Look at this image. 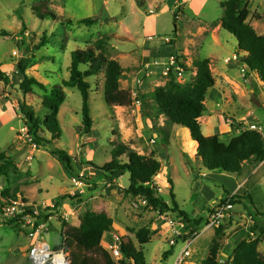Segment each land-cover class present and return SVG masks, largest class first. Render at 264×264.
Returning a JSON list of instances; mask_svg holds the SVG:
<instances>
[{
    "label": "rangeland",
    "instance_id": "obj_1",
    "mask_svg": "<svg viewBox=\"0 0 264 264\" xmlns=\"http://www.w3.org/2000/svg\"><path fill=\"white\" fill-rule=\"evenodd\" d=\"M137 1L0 0V70L9 80V84L0 80V153H4L9 160L3 165L8 182L5 183V179L0 178V188L6 187L11 193L15 190L17 196L34 203L36 208L40 204H55L56 200L64 198L55 214L56 219L68 227L78 226L81 215L86 211L103 213L114 221V233L108 237L119 235L135 251L140 247L134 234L141 228L149 227L152 231L150 242L141 248L146 264H173L183 243L174 237L157 211L146 208L141 199L127 194L128 174L113 175L106 172V177H98V169L111 161L112 143L119 139L137 154L153 155L159 160L161 171L158 178L153 179L159 185V196L171 204L170 180L175 202L190 217V213L195 210L196 217H202L203 220L219 197L223 196L222 189L229 188L231 191L232 184L228 179L216 180L203 176L207 170L201 162L197 163L194 157L197 147L195 143L189 145L191 139L187 137L189 135L186 129L168 126L163 116L156 120L142 116L141 101L138 105L133 98V91H139L141 96L163 86L169 78L162 74L166 60L149 56L144 52L145 46L159 44L164 37L172 39L180 49L188 51L185 63L183 61L184 67L192 66V61L211 58L214 89L220 101L216 103V98L207 93L200 123L204 136L219 134L223 142L235 135L228 121L243 125L253 120L264 126V83L255 77L256 89L253 94L248 92L244 87L245 82L239 78L240 66H237V61H231L236 62L234 64L238 70L233 72L236 77L230 78L226 84L235 89L224 96L220 73L224 69L228 70L225 59L231 60L237 52L236 40L228 32L221 30L216 35L219 42L217 44L212 37H200L197 30L200 26L205 27L204 16L210 23L222 16L220 3L226 0H206L203 8H200L202 0H142L141 6ZM179 2H185L184 6L179 5ZM248 8L251 14L256 11L262 19L255 21L250 15L247 22L251 26L256 24L259 34H264V0H250ZM198 10L202 16L194 15ZM49 12L57 18L50 17ZM39 14L44 17H39ZM92 17H99V20L91 26L76 24L81 19ZM147 17L150 18L147 20ZM67 20H71L72 25L67 24ZM105 35L110 37L105 47V56L116 60L123 69L119 81V87L125 93L123 105L108 108L104 103L102 73L86 79L90 85L88 104L93 126L89 134H84L80 93L76 88H64L66 98L58 114L61 137L51 140L45 134L43 136L50 144L44 147L35 144L27 134L18 100L23 99L42 117L46 113L42 108L43 97L53 86L60 85L69 77L71 53L84 49L86 44ZM149 37L152 39L149 40ZM42 40L45 44L41 46ZM149 57L152 58L151 63L144 71L145 65L150 62ZM21 61L29 62L26 73L43 88L33 85L32 91L23 95L12 84L13 73ZM185 72L183 78L175 77L176 82L181 85L190 84L196 74L191 68ZM136 79L140 80V84L135 83ZM233 82L239 84L240 88L234 86ZM239 121L242 123H238ZM163 129L170 131L167 140L163 137ZM54 148L60 149L69 158V173L52 156ZM121 160L126 161L124 157ZM74 177L79 178L80 186L73 185ZM212 193L213 202H207ZM243 199L242 204L234 205L233 211L242 212L244 216H231L236 218V224L222 239L218 255L222 264H229L232 251L229 246L230 236L245 226L248 231L254 226L250 214H255L254 208H262L264 192L256 191L251 197ZM241 205L251 213H246ZM50 215L51 212L44 214L45 217ZM167 216L173 217L170 214ZM232 222L230 219L225 220L222 227L227 228L229 224L232 226ZM50 224L53 226V245L59 239L58 225L56 221ZM257 224H264V218L257 217ZM203 225L205 223L198 229L199 234L202 233ZM212 235L210 230L195 238L191 257L186 264H200L207 257ZM172 239L176 242L174 246L169 245ZM101 246L105 248L102 243ZM259 247L261 253H264V243ZM27 251L25 229L8 225L0 218V264H31ZM89 254L99 260L96 255Z\"/></svg>",
    "mask_w": 264,
    "mask_h": 264
},
{
    "label": "trees",
    "instance_id": "obj_2",
    "mask_svg": "<svg viewBox=\"0 0 264 264\" xmlns=\"http://www.w3.org/2000/svg\"><path fill=\"white\" fill-rule=\"evenodd\" d=\"M221 7L223 10L221 29L236 40L237 63L240 68L242 65H246L244 79L249 85L256 88L253 76L264 83V35L257 34L247 23L250 12L248 4L244 0H226L221 3ZM49 16L53 19L57 18L51 12H49ZM173 16L175 19V14ZM39 17L44 16L39 14ZM255 17L257 20L259 19V16ZM98 20L99 17L85 18L77 21L76 24L91 26ZM66 22L69 25L73 23L71 20ZM109 41V35H105L93 43L86 44L84 49L71 53L69 77L67 80H63L60 85L53 86L43 97L42 108L46 113L42 117L38 116L23 99L18 100L19 112L24 118L27 134L35 144L43 147L49 145V140L43 136L45 134H48L51 140L61 137L58 114L66 98L64 88H76L80 93V114L84 134H89L93 126L88 104L90 85L86 79L102 73L104 103L108 108L123 105L125 93L119 87L123 69L116 60L108 59L105 56V47ZM44 44L45 41L42 40L41 46ZM167 46H172L174 49L173 41ZM171 56L179 59L175 49L168 54V57ZM28 67L29 62L21 61L13 73L14 82L12 84L17 86L23 95L30 93L33 85L43 88L41 84L28 76L26 73ZM190 68L196 72L190 84H179L174 75L170 73L163 86L156 87L141 96L138 95V101H141L142 104V116L152 120L163 116L168 126L175 125L189 131L191 140L196 144L197 155L203 167L209 172L239 175L246 162L254 164L264 162V135L257 131L242 130L241 124H234L231 129L235 130L236 134L227 142H223L219 134L208 137L202 134L199 119L205 108L204 102L207 93L214 88L215 81L208 59L197 60L192 62V66L184 67L187 72ZM0 80L9 84L8 77L2 70H0ZM161 131L164 133V139L167 140L170 134L169 129ZM111 146V161L103 168L98 169V177H106V172L113 175L128 174L127 194L144 200L145 207L157 211L160 216L170 214L173 219H180L184 224L182 239L190 238L202 223H206L202 219L190 218L188 214L178 208L170 180L168 183H170L171 204L159 196L158 187L154 184L153 179L160 173L161 163L153 155H139L119 139H116ZM51 154L69 173V158L57 148H54ZM123 157L126 161L121 160ZM8 162L6 155L0 153V178H4L5 183L8 182V175L3 170V165ZM222 190L223 196L218 203H224L229 197H231L232 205L240 203V196H231L227 190ZM15 195V190L14 193H11L6 187L0 192V196L4 198H14ZM64 200V198L56 200L55 209H58ZM255 213L252 215L255 220L254 226L244 235L236 236L235 239L238 242L232 248L229 264H264V255L258 251L259 244L264 243V224H257V217H264V209H255ZM17 219L20 221V217ZM113 224V219L103 213L86 211L81 215L78 226L67 227L63 238L66 239L67 248L70 250L71 264H116L110 254L101 246L102 241L110 242L112 240L111 236H108L114 233ZM8 225L12 224L8 223ZM65 226L66 224H63V227ZM224 230L222 225L215 229L207 257L200 264H222L218 260V255L222 239L225 236ZM151 232L149 227H144L134 234L140 247L139 250L135 251L130 244H121L120 252L123 261L120 264H125L128 261L133 264H146L141 248L150 242ZM89 253L96 255L99 260Z\"/></svg>",
    "mask_w": 264,
    "mask_h": 264
},
{
    "label": "built area",
    "instance_id": "obj_3",
    "mask_svg": "<svg viewBox=\"0 0 264 264\" xmlns=\"http://www.w3.org/2000/svg\"><path fill=\"white\" fill-rule=\"evenodd\" d=\"M149 40L152 37L148 38ZM173 41L169 38H162L160 42L164 45H169ZM230 61H237V56L234 54L231 60H225L226 63ZM246 65H242L240 68L241 78L244 82ZM172 73L174 77L183 78L186 74L184 70L183 62L177 59L175 56H171L166 60L164 70L162 74L167 77ZM135 83L140 84V80L136 79ZM135 84V85H136ZM139 91H133V98L136 100L137 104L140 102L137 100ZM231 123V124H230ZM231 126L234 124L232 121H228ZM242 130L257 131L264 135V128L257 126L256 124L246 122L242 125ZM154 143V140H152ZM35 148V144L33 145ZM72 183L75 186H80L79 178H73ZM2 188H0V192ZM231 197H229L224 203H217L213 208L212 212L209 214L205 225L202 227L201 231L207 229H217L225 220H229L233 215V205L230 203ZM145 205V201L142 200ZM36 208L34 203L25 200L22 196L15 195L14 198H4L0 196V218L7 223H11L13 226H21L25 229V236L28 240V251L27 258L31 264H71L69 250L66 245V239L63 238V234L67 229V225L63 227L60 220L56 219L57 214H55V204H40ZM51 212L50 216H44L45 213ZM54 213V214H53ZM20 217V221H18ZM165 222L166 226L172 231L174 237L179 238L182 241L183 247L178 253L173 264H186L188 258L191 257V247L195 238L200 236V232H194L192 236L188 239H182L183 234V222L180 219H173L171 216H161L160 218ZM56 221L58 225V242L52 245V225L50 222ZM202 234V233H201ZM104 244V249L110 254L112 259L116 264H120L123 261L122 254L120 252L121 244H126L122 241L119 235L114 234L112 240L102 241ZM176 242L172 239L169 242L170 246H174ZM125 264H133L131 262H126Z\"/></svg>",
    "mask_w": 264,
    "mask_h": 264
},
{
    "label": "crops",
    "instance_id": "obj_4",
    "mask_svg": "<svg viewBox=\"0 0 264 264\" xmlns=\"http://www.w3.org/2000/svg\"><path fill=\"white\" fill-rule=\"evenodd\" d=\"M187 1H192V0H187ZM203 2H201V6H200V8H203V4L204 3H206V0H202ZM247 4L249 3V1L250 0H244ZM252 1H256V0H252ZM184 3L185 2H179V5H183L184 6ZM220 5H221V3H220ZM178 7V6H177ZM222 9V8H221ZM249 9V8H248ZM223 11V10H222ZM249 12H250V10H249ZM256 13V14H255ZM194 15L195 16H202L201 15V11L200 10H198V11H196L195 13H194ZM222 15H223V13H222ZM250 15L252 16V18L255 20V21H261V19H262V16H260L256 11H254V12H252V14L251 13H249V16H248V18L250 17ZM255 16H259V19L257 20L256 19V17ZM205 17V27H202V26H200L199 28H198V30H197V32L200 34L199 36L200 37H205V39L206 38H213L214 39V41H216V43L217 44H219V42H218V38H217V36L220 34V31L222 30L221 29V18H222V16L220 17L219 16V19L217 20V21H213L212 23H210L207 19H206V16H204ZM150 17H147L146 19L148 20ZM247 18V19H248ZM200 22V21H199ZM250 26H251V23H249V22H247ZM254 30H255V32L257 33V34H259V32L257 31V25L255 24V25H253V26H251ZM261 33V32H260ZM217 35V36H216ZM259 35H264V34H259ZM216 45V44H215ZM174 49H175V51H176V55L179 57V59L183 62L184 61V63H185V57H188L187 56V50L186 49H180L177 45H175V42H174ZM173 47H169V46H164V44H162L161 42H159V44H156V45H150V44H147L146 46H145V48H144V52H146L149 56H151V57H156V56H159L158 57V59L159 58H161V59H163V60H167L169 57H168V54L169 53H171L173 50ZM234 55V54H233ZM151 57H149V59H148V62H149V60H150V62L148 63V64H146L145 65V69H144V71H146L147 70V67H149L148 65L151 63ZM202 59H205V58H202ZM202 59H198V60H202ZM206 59H208L209 61H210V70H211V72H212V61H211V58H206ZM225 60H227V58L225 59ZM187 61V60H186ZM193 62V61H192ZM234 63H236V62H228L227 63V65L229 66L228 67V70H226V69H224L223 70V72H222V74L220 73V75L222 76V78H221V80H222V82L223 83H221V86H222V88L225 90L224 91V96L226 97V96H228V94H230L231 93V90H234L235 89V87H233V86H231V85H229V87L227 86V82L230 80V78H234V77H236V76H233V72L235 71H237L238 70V67L237 66H239V64L237 63V66L234 64ZM187 65V64H186ZM192 65V64H191ZM188 67V66H187ZM239 73H240V71H239ZM238 77V76H237ZM239 78H241V75H239ZM215 81V80H214ZM241 81L244 83V81H243V79L241 78ZM253 81H255L254 83L256 84V80H255V76H253ZM244 84H246V85H244V87H246L247 88V91L248 92H250V93H254L253 91H255V89L256 88H254V87H252L251 85H249L248 84V82H245ZM233 85L234 86H236L238 89L240 88L239 87V84H236L235 82H233ZM225 86H227V87H225ZM228 91H227V90ZM150 92V91H149ZM209 95L211 94L212 96H214L215 98H216V103H218L219 101H220V98H219V96H218V94L216 93V91H215V89L214 88H212L211 90H209ZM218 105H220V104H218ZM247 115H250L249 113H247ZM232 119H234V120H236L235 118H233V117H231ZM243 118V117H242ZM241 118V119H242ZM240 119V120H241ZM227 120V119H226ZM225 121V120H224ZM232 121V120H231ZM238 121V120H237ZM199 123H200V119H199ZM238 123H242L241 121H239ZM250 123H253V124H256L257 126H260V127H262V128H264V126H261L258 122H256V121H251ZM200 125H201V123H200ZM229 127H231V126H229ZM233 129H231V131H232ZM188 132V135L189 136H187V137H190V134H189V131H187ZM234 134H236V132H235V130L234 131H232ZM205 136H210L209 134H207V135H205ZM232 138V137H231ZM231 138H229V140L231 139ZM191 139V138H190ZM228 140V141H229ZM189 145H192L194 142L192 141V140H190L189 141ZM194 157L196 158V161H197V163H199L200 164V162H201V160H200V158L198 157V155H197V150H195L194 151ZM159 161V160H158ZM160 162V161H159ZM191 166L194 168V166H193V164H191ZM197 170V169H196ZM203 176H205V178H210L211 177V179H216V180H223V179H228L230 182H231V184H232V189H231V191H230V189L229 188H227V191L230 193V195L232 196V195H238V196H240L241 198H242V200H240L239 202V204H242V202L244 201V199L243 198H245L246 199V197H251V195H252V193L253 192H256V191H259V192H264V162H262V163H258V164H254V163H251V162H246L245 164H244V166H243V171H242V173L241 174H239V175H227V174H220V173H213V172H209V171H206L205 172V174H203ZM158 178V176L157 177H155V179H157ZM154 182V181H153ZM230 182H228V183H230ZM157 182H154V184H156ZM156 186H159V185H157L156 184ZM247 186H250V188H248ZM222 192H223V190H222ZM239 192H240V194H239ZM243 192V193H242ZM214 194L212 193L211 194V196H210V198L207 200V202L208 201H210V203H212L213 202V200L211 199V197H214L213 196ZM222 198V196L221 197H219V199H218V201L220 200ZM248 199V198H247ZM174 200H175V197H174ZM262 200H264V199H262ZM218 201L217 202H215L214 203V206H213V208L215 207V205L218 203ZM251 202L253 203V201L251 200ZM176 203V202H175ZM177 204V203H176ZM178 206V205H177ZM242 206V209L244 208V210H246V207H244V205H241ZM252 207H253V204H252ZM261 207H264V204H261ZM178 208H179V206H178ZM212 207H211V209H213ZM180 209V208H179ZM201 209V208H200ZM261 209H264V208H261ZM261 209H259V210H261ZM180 210H182V209H180ZM233 210H234V205H233ZM183 211V210H182ZM209 211V210H208ZM212 210H210V212H211ZM254 211H255V208H254ZM210 212H209V214H210ZM233 212V217H235V216H237V218L238 217H243L244 216V214H242V212H234V211H232ZM246 213H249V211L248 210H246ZM251 213V212H250ZM249 213V214H250ZM191 214V216L192 217H190L189 215V217L190 218H193V219H202V217H196L197 216V212L195 211V210H193L192 211V213H190ZM209 214H206V216L205 217H203L204 219H203V221L205 222V221H207V219H208V216H209ZM256 214V213H255ZM251 216H250V218H252V223H253V225L255 224V220H253V214H250ZM195 217V218H194ZM230 218V220H232L233 222V225L232 226H230V224H229V226L227 227V228H225V230H224V232H225V235H227V234H229V232L230 231H232V229H233V226L236 224V220H234V219H236V218ZM260 218H264V217H261L260 216ZM238 220V219H237ZM240 220V219H239ZM228 223V222H227ZM204 226V225H203ZM202 228V227H201ZM210 230H212V238H211V241H212V239H213V237H214V234H215V230H213V229H207V230H204L202 233H204V232H206V231H210ZM247 231V228H246V226L243 228V229H241V230H237L234 234H232L231 236H230V248H231V250H232V248H233V246L238 242V241H236V236L239 234H241V235H244V233ZM201 235V234H200ZM225 237V236H224ZM211 243V242H210ZM103 244V243H102ZM262 243H260L259 244V246L261 245ZM258 246V251L261 253V251H260V247ZM262 255H264V253H261Z\"/></svg>",
    "mask_w": 264,
    "mask_h": 264
},
{
    "label": "water",
    "instance_id": "obj_5",
    "mask_svg": "<svg viewBox=\"0 0 264 264\" xmlns=\"http://www.w3.org/2000/svg\"><path fill=\"white\" fill-rule=\"evenodd\" d=\"M137 4H138L139 6H141V5L143 4V1H142V0H138V1H137Z\"/></svg>",
    "mask_w": 264,
    "mask_h": 264
}]
</instances>
